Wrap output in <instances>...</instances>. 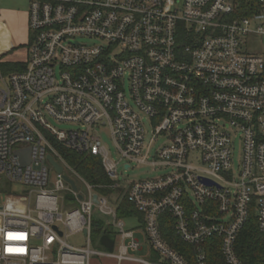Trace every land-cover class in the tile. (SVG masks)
Wrapping results in <instances>:
<instances>
[{"label":"built area","instance_id":"2783aa9c","mask_svg":"<svg viewBox=\"0 0 264 264\" xmlns=\"http://www.w3.org/2000/svg\"><path fill=\"white\" fill-rule=\"evenodd\" d=\"M28 2L25 67L0 69V264H209L216 248L243 264L235 241L252 213L264 235V60L245 47L264 35V0ZM144 120L164 139L153 156ZM60 149L97 157L110 183L88 182ZM132 164L168 172L128 182L119 169ZM97 188L122 189L142 214L147 252ZM94 212L116 251L90 247ZM162 214L188 259L164 240Z\"/></svg>","mask_w":264,"mask_h":264},{"label":"trees","instance_id":"16d2710c","mask_svg":"<svg viewBox=\"0 0 264 264\" xmlns=\"http://www.w3.org/2000/svg\"><path fill=\"white\" fill-rule=\"evenodd\" d=\"M4 71H19L25 67L24 63H11L3 61L0 63ZM61 156L67 160V162L83 176L88 182L93 185L100 183H110V180L106 177L102 171L100 160L96 157L79 155L75 152L60 149ZM99 189V188H97ZM102 193H111L109 189H99ZM116 208L117 216L121 218H137L140 222L143 221V216L139 213L134 206L125 198ZM91 236L95 244L103 245L108 251H111L114 247L115 232L111 228L105 225L101 219L94 218L91 223ZM160 231L164 240L173 249L175 248L184 256L187 255V259L190 257L189 252L193 249L191 245L184 244L178 236L173 227V220L170 215L162 214L160 218ZM236 254L241 259L243 264H264V235L257 227L255 215L252 213L248 218V221L242 226L236 241H235ZM209 264H224L220 256V250L218 248L209 250L208 253ZM191 264H195L193 258L188 259Z\"/></svg>","mask_w":264,"mask_h":264},{"label":"rangeland","instance_id":"374dc122","mask_svg":"<svg viewBox=\"0 0 264 264\" xmlns=\"http://www.w3.org/2000/svg\"><path fill=\"white\" fill-rule=\"evenodd\" d=\"M28 5L29 2L28 0H0V48H2L5 43H10L12 42V40H14V42L16 43L17 47H21L17 52L14 53H7L8 55L5 57H7L8 60L10 61H14V60H21V61H26L27 59V43H28V38L25 36V32L24 34L22 33L23 27L24 25L22 24V21L24 20V18L26 17V13L28 11ZM262 22H258L256 25L252 24V27L256 28L258 24H261ZM83 41H86L84 39H82ZM17 47H14V49H16ZM245 47L247 48V50L252 51L256 54H260L264 60V35H258V34H250L245 41ZM16 51V50H15ZM3 61H7L3 58V60H0V63ZM9 62V61H7ZM2 65H0V69L3 73H8L6 71L3 70V68L1 67ZM1 81H0V86H1ZM50 123L53 127L58 128V129H73L75 128V126L71 123H58L55 120L51 119ZM144 124L146 126V130L147 133L145 135V146H148V151L151 156H153L154 152H156V150L160 147V145L164 142L163 137H156V139H154V141L151 140V126L148 124V122L146 120H144ZM101 136L104 142H106V144L108 145V148L110 149V153L113 157H115L117 155V153L115 152L113 143L110 141L109 135L107 131L102 130L101 131ZM240 143H239V139H237L235 141V145L233 148V164H234V168H237L238 166V159L240 157ZM166 168H159L157 169V171L153 170L151 166L147 165V164H132V167L129 168L127 171H124L122 168H120L119 170L122 171L125 176L124 179L128 182L130 181H135V180H142V179H151V178H155L158 175H162L165 174L166 172H168V170ZM51 177L54 176V173L52 171L49 172ZM0 178L2 180H5L3 175H0ZM75 182L77 184V187L80 189V191H83L85 193V189L83 187V185H81V183L76 179ZM117 181L121 182V177H119L117 179ZM98 190V189H97ZM99 191V190H98ZM16 192V191H15ZM100 192V191H99ZM113 192V191H112ZM111 193H107V195L112 194ZM117 198V195L114 196V199ZM112 199V198H111ZM112 202V200H110ZM73 203V208L78 207V204L75 201H72ZM114 204V203H113ZM93 217L95 218H101V219H106V217H102L101 215H99L97 212L93 213ZM107 220H109L107 218ZM130 227V226H128ZM127 227V228H128ZM67 243L72 244L73 246H83L85 244V236L82 233H73V234H68L67 238ZM117 241H114V245H113V249L112 252L117 250ZM90 247H92L93 249L99 251H106V247H104L103 245L99 244H95V242L93 241V237H92V242L90 244ZM136 254H138L136 252Z\"/></svg>","mask_w":264,"mask_h":264},{"label":"crops","instance_id":"0c3cea01","mask_svg":"<svg viewBox=\"0 0 264 264\" xmlns=\"http://www.w3.org/2000/svg\"><path fill=\"white\" fill-rule=\"evenodd\" d=\"M22 24L24 25V27H23V30H22V33L24 34V32H25V36L28 38V23H27V14H26V17L24 18V20L22 21ZM29 39V38H28ZM14 47H17V45H16V43L14 42V40H12V42H10V43H5V45L2 47V48H0V60H3V58L5 59V60H7V61H9V62H11V63H23L24 61H21V60H14V61H10V60H8L7 59V57H5V55L7 56L8 54L7 53H9V52H11V53H14V52H17L21 47H17L16 49H14ZM16 50V51H15ZM117 195V198L116 199H114V196H116ZM123 195V191H122V189H115V190H113V192H112V194L110 195V199L112 200V202H117L116 204H117V206H119L120 205V203L122 202L121 200H123V198L124 197H122V199H120V200H117L118 199V197H121ZM99 214V213H98ZM100 215V214H99ZM103 217V216H102ZM97 219V218H96ZM99 219H101V218H99ZM101 220H103L104 221V223L107 221V218L104 220V219H101ZM124 220H125V226H126V228L128 227V226H130V227H128L129 229H132L133 231H134V234H135V237L143 244V246H144V249H143V251L142 252H138V254H144L145 252H147V246L145 245V242H144V233H142V231L140 230V225H139V220L138 219H136L135 217L134 218H128V219H125L124 218ZM138 221V222H137ZM109 228H111V227H109ZM127 228V229H128ZM112 229V228H111ZM112 231H114L115 232V230L114 229H112ZM116 234H115V241H117L118 240V234H117V232H115ZM112 251V250H111Z\"/></svg>","mask_w":264,"mask_h":264},{"label":"water","instance_id":"95a60500","mask_svg":"<svg viewBox=\"0 0 264 264\" xmlns=\"http://www.w3.org/2000/svg\"><path fill=\"white\" fill-rule=\"evenodd\" d=\"M23 163H27L28 161L27 160H24V161H22ZM50 162H52V164H53V166L55 167V169L58 171V172H60L61 171V167L53 160V158H50ZM68 181H69V183L71 184V187L73 188V189H75L76 190V188H75V184H74V182L72 181V180H70V179H68ZM94 200L96 201V198L94 197ZM85 232V231H84Z\"/></svg>","mask_w":264,"mask_h":264}]
</instances>
